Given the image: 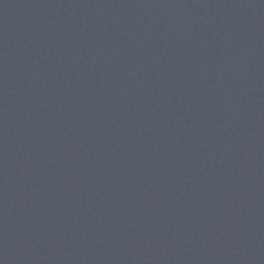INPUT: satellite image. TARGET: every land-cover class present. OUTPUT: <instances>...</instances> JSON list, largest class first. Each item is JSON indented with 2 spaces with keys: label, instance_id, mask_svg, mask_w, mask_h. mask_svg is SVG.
<instances>
[{
  "label": "water",
  "instance_id": "obj_1",
  "mask_svg": "<svg viewBox=\"0 0 264 264\" xmlns=\"http://www.w3.org/2000/svg\"><path fill=\"white\" fill-rule=\"evenodd\" d=\"M0 264H264V0H0Z\"/></svg>",
  "mask_w": 264,
  "mask_h": 264
}]
</instances>
